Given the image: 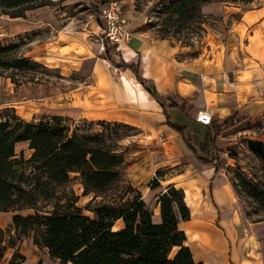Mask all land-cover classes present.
Returning <instances> with one entry per match:
<instances>
[{"label": "crops", "instance_id": "crops-1", "mask_svg": "<svg viewBox=\"0 0 264 264\" xmlns=\"http://www.w3.org/2000/svg\"><path fill=\"white\" fill-rule=\"evenodd\" d=\"M227 3L216 1L202 7L213 9L205 10L207 15L224 20L217 25L218 30L208 35L213 36L217 53L209 55L200 68L194 67L195 71L181 68L168 54L163 39L146 32L144 24L131 21L125 24L127 36L118 45L119 54L125 62L138 66L141 76L150 81L148 85L168 97L165 106L132 68L119 67L105 56L98 26L87 30L74 21L58 29L43 53L31 50V56L26 54L55 72L64 83L24 82L12 89L14 95L23 98L12 102L37 104L40 107L35 110L41 116L120 122L136 128L140 162L132 164L128 175L142 190L144 200L154 208V221H161L155 203L158 194L171 184L181 187L191 212L190 219L183 220L181 227L196 261L264 264V220H252L248 216L227 170L230 162L200 159L167 118L169 114L174 121L168 106L180 108L196 122L202 110H207L213 121L226 119L237 111L246 116L264 113V0L259 6L245 10H231L234 7ZM7 80L0 76V90ZM209 130L212 139L221 146L224 137L213 132L212 124L205 125L201 135L191 132L193 143L201 154L210 150L222 158L224 151L203 144ZM32 151L29 141L16 143V157L23 154L29 158ZM177 167L175 173H164L158 187L148 185L157 170ZM30 239L28 243L33 248L25 252L26 244H23L20 249L26 262L30 254L36 258L42 253L43 261L32 259V264H62L50 256L47 248ZM39 247L43 249L41 252L36 251Z\"/></svg>", "mask_w": 264, "mask_h": 264}, {"label": "trees", "instance_id": "trees-1", "mask_svg": "<svg viewBox=\"0 0 264 264\" xmlns=\"http://www.w3.org/2000/svg\"><path fill=\"white\" fill-rule=\"evenodd\" d=\"M216 1L231 0H172L165 9L172 15L195 18L204 5ZM47 4L49 2L44 0H0V15L22 17L28 9ZM103 40L105 56L119 67L132 68L151 94L165 106L163 97L154 86L148 85L150 81L141 76L138 66L122 60L118 45ZM20 48L21 44L16 41L0 43V69L10 71L6 77L16 86L27 81H39L36 78L39 70L41 73L51 72L42 63L20 54ZM18 75L24 79L19 80ZM244 116L237 111L226 119L214 120L213 132L220 135L240 123ZM0 118V211L15 212L13 222L19 236L33 233L34 243L47 248L50 256L62 264H204L194 258L188 236L181 227V222L191 217L181 187L171 184L158 194L155 203L160 209V222L154 221V208L144 200L142 191L131 185L118 196L102 198L90 209L92 214L84 213L75 205L76 200L63 206L55 204L47 212L36 208L39 196H52V190L70 181L73 172L80 174L84 195L103 196L121 180L120 168L125 159L100 133L71 130L68 121L72 119L68 117L44 115L38 120L25 121L13 114L0 115ZM167 118L170 126L184 135L200 159L205 162L220 159L210 150L201 154L193 143L191 132H188V125L172 121L169 114ZM96 122L101 125L110 123ZM210 133L211 130L203 144H212L214 149L223 151ZM20 141H29V148L33 150L27 159L23 154L16 157V143ZM248 146L261 161L264 172V141L249 139ZM162 171L158 170L156 175H162ZM242 181L247 194L257 202L258 211L264 212V180L244 178ZM159 185L157 177L150 183L153 188ZM234 185L242 196L235 181ZM28 207H33L34 212H19ZM4 240L5 232L0 227V264L6 249L2 244ZM24 262L25 256L16 251L6 264Z\"/></svg>", "mask_w": 264, "mask_h": 264}, {"label": "rangeland", "instance_id": "rangeland-1", "mask_svg": "<svg viewBox=\"0 0 264 264\" xmlns=\"http://www.w3.org/2000/svg\"><path fill=\"white\" fill-rule=\"evenodd\" d=\"M49 4L28 9L22 17H11L8 14L0 15V43L7 44L12 41L21 44L20 54H28L31 56L33 52L43 53V49L47 42L54 38V34L64 26L68 21H74L82 24L87 30H93L95 26L99 28V35L104 39V25L100 20V9L106 3L104 0H44ZM121 8V18L128 22H136L144 24L146 32L154 34V36L163 39L164 47L172 59L176 61L181 68H189L195 71L200 68L203 61L209 55L216 54V46L208 36L213 33V30H218L217 25L224 20L223 17L207 15L205 10H213L212 8L198 10L195 18H189L188 15L173 14L165 7L171 5L172 0H115ZM238 0L227 1L231 10H245L254 8L262 4L263 0ZM221 10V9H217ZM231 19L228 18L229 24ZM216 52V53H215ZM117 60V59H116ZM195 67V69H194ZM1 77L8 78L4 88L0 90V115L16 114L25 121L38 120L42 117L37 106L32 103H14L13 100H20L23 95L16 96L12 89H17L18 86L11 82L6 75L10 71L0 69ZM32 75V74H31ZM39 82L52 80L59 82L55 72L41 73V70L36 74ZM18 79L24 77L18 75ZM36 81V80H35ZM38 81V80H37ZM61 82V81H60ZM64 83V82H61ZM26 95V94H25ZM13 96V97H12ZM164 100L168 98L163 96ZM34 108L33 110L31 108ZM169 113L174 121L188 125V132L204 133L205 125L196 122L193 118L178 107L168 106ZM245 115V114H244ZM237 123L236 126L230 127L223 131L221 135L224 137L220 140V145L223 146L222 155L218 161L227 163V170L231 172L233 181H235L238 190L242 193V200L246 211L249 212V217L252 220H262L264 212L258 211V204L245 191L243 179L247 178L250 181L264 180V172L262 170L261 161L249 150V139H259L264 141V113L248 115ZM37 118V119H36ZM1 120V118H0ZM73 120V121H72ZM68 121L71 130H77L79 133H100L104 140L114 149V151L124 157V163L120 170L122 172L121 180L113 186V189L108 191L103 196L94 198L93 195H84L83 184L79 173H71V179L65 185L52 190V196L37 198L36 208L47 212L52 210L55 204L63 206L68 202L75 201V205L82 208L86 214H92L91 210L94 205L98 204L102 198H111L123 193L125 189L131 185L141 190L138 185L134 184L130 178L129 170L133 163L140 162L138 152V130L130 125L110 122L105 125L98 124L96 121H88L86 119H72ZM79 125V126H78ZM228 130V131H227ZM225 132V134H223ZM233 152V155L231 154ZM20 158V155L19 157ZM27 159V158H26ZM162 170V169H159ZM179 168L162 171V175H152L154 178H161L164 173L176 172ZM150 181V183L152 182ZM150 183L148 185H150ZM142 191V190H141ZM22 214L34 212L33 207H28L20 210ZM15 212L0 211V227L5 232V240L2 243L6 245L4 256L1 259V264H6L13 257L16 251L20 252L23 244H26L25 252L31 250L32 244L28 243L33 240V233L19 236L13 222V214ZM27 240L23 242L24 240ZM34 242V240H33ZM40 248V249H39ZM36 251L41 252L43 249L39 247ZM21 253V252H20ZM22 254V253H21ZM24 255V254H23ZM34 261L42 259L40 256L34 258L30 254V259L26 264H32ZM24 262V264H25Z\"/></svg>", "mask_w": 264, "mask_h": 264}, {"label": "built area", "instance_id": "built-area-1", "mask_svg": "<svg viewBox=\"0 0 264 264\" xmlns=\"http://www.w3.org/2000/svg\"><path fill=\"white\" fill-rule=\"evenodd\" d=\"M100 20L104 25V39L111 45H119L127 36L125 20L121 18V8L117 1L107 0L100 9ZM196 120L203 125L213 122L212 115L207 110L199 111Z\"/></svg>", "mask_w": 264, "mask_h": 264}]
</instances>
